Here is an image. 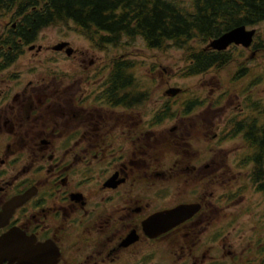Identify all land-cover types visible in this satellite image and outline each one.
Segmentation results:
<instances>
[{
  "label": "flooded vegetation",
  "instance_id": "flooded-vegetation-1",
  "mask_svg": "<svg viewBox=\"0 0 264 264\" xmlns=\"http://www.w3.org/2000/svg\"><path fill=\"white\" fill-rule=\"evenodd\" d=\"M15 2L0 0V241L25 242L28 264H264V213L248 235L240 208L246 191L264 201L246 143L264 112L176 107L181 88L163 100L114 46L47 43L58 26Z\"/></svg>",
  "mask_w": 264,
  "mask_h": 264
},
{
  "label": "trees",
  "instance_id": "trees-1",
  "mask_svg": "<svg viewBox=\"0 0 264 264\" xmlns=\"http://www.w3.org/2000/svg\"><path fill=\"white\" fill-rule=\"evenodd\" d=\"M15 4L25 10L35 7L34 18L43 27L73 22L100 47H121L125 39L137 38L150 50L173 45L185 51L188 64L181 70L185 77L206 76L232 66L236 59L231 52H214L207 45L236 27L264 24V0H16ZM252 49L264 58V37L258 35ZM244 68L238 69L241 80L253 75ZM223 97L215 100V106L221 105ZM259 105L253 100L250 106L259 109ZM246 143L255 155H264V137ZM255 165L257 171H264L263 163ZM262 188L264 183L258 190Z\"/></svg>",
  "mask_w": 264,
  "mask_h": 264
},
{
  "label": "rangeland",
  "instance_id": "rangeland-1",
  "mask_svg": "<svg viewBox=\"0 0 264 264\" xmlns=\"http://www.w3.org/2000/svg\"><path fill=\"white\" fill-rule=\"evenodd\" d=\"M57 26L49 32L47 43H55L61 37L69 36L75 45L88 46L91 44L74 24L72 25V29L68 28L65 24ZM253 28L257 30V35L264 37V24ZM193 47L196 49V46ZM110 48L113 59H119L124 55L125 59H129L135 62L136 65H140L143 75L151 80L154 77L157 78L156 80L159 83L155 91L160 92L163 100L165 91L170 87L181 88L182 91L177 95L176 102L174 103L176 107H186L189 98L193 95L206 98L208 102L205 107H209L221 95L229 93L228 96L224 97L223 103L220 105V109H225L226 117L232 113H239L242 109L252 108L250 105L253 100L260 102L257 111L264 112V58L252 48L246 50L242 47L238 49L231 47L228 51L236 59L232 66L223 71L217 72L213 70L206 76L197 77H185L181 74V70L188 64L186 62L185 51L173 45L163 51L150 50L141 38H137L136 40L125 39L121 47ZM240 66L247 67L253 75L241 81L234 80V76L237 74ZM216 107L218 108L219 106ZM223 112L222 110L217 115ZM243 195L245 200L240 206L241 225L242 230L251 235L250 221L258 220V214L264 213V201L252 191H246Z\"/></svg>",
  "mask_w": 264,
  "mask_h": 264
},
{
  "label": "water",
  "instance_id": "water-1",
  "mask_svg": "<svg viewBox=\"0 0 264 264\" xmlns=\"http://www.w3.org/2000/svg\"><path fill=\"white\" fill-rule=\"evenodd\" d=\"M257 34L256 29H248L247 26H239L231 31L223 34L222 36L218 37L217 39L211 41L207 48L211 49L213 51L217 52H225L227 51L231 46L235 45L238 47H243L245 49H250L253 46L255 36ZM63 46L59 47L58 49L62 48ZM180 89H172L169 91L170 94L173 96H176L177 94L180 93ZM186 208H179L172 212L174 216H182L186 213ZM189 216V215H188ZM182 219H178L177 223L180 222ZM11 236H7L6 238L2 239L0 241V245L6 240H9ZM16 254H20L17 252ZM10 260L17 261L18 264H28L29 262V256L28 253H23L21 256L19 255H14L13 257L10 258Z\"/></svg>",
  "mask_w": 264,
  "mask_h": 264
},
{
  "label": "bare ground",
  "instance_id": "bare-ground-1",
  "mask_svg": "<svg viewBox=\"0 0 264 264\" xmlns=\"http://www.w3.org/2000/svg\"><path fill=\"white\" fill-rule=\"evenodd\" d=\"M21 246H26V243H19L14 241L13 235L9 238V240H6L4 244L0 245V250L1 251H6L7 253L16 255L17 252H19V256H21L23 253H26V249H24L22 252H20ZM35 251V250H34ZM29 253V252H28ZM27 254V253H26ZM45 250L44 251H39L38 254L34 253L32 256V260L39 263L41 262V259L44 258Z\"/></svg>",
  "mask_w": 264,
  "mask_h": 264
}]
</instances>
